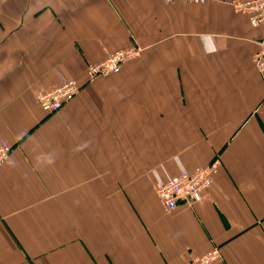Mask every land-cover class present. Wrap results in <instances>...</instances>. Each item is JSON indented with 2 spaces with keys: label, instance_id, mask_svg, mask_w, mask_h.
<instances>
[{
  "label": "crops",
  "instance_id": "obj_1",
  "mask_svg": "<svg viewBox=\"0 0 264 264\" xmlns=\"http://www.w3.org/2000/svg\"><path fill=\"white\" fill-rule=\"evenodd\" d=\"M230 1L0 0V264H264V27ZM216 156L201 201L161 203L157 182Z\"/></svg>",
  "mask_w": 264,
  "mask_h": 264
},
{
  "label": "built area",
  "instance_id": "obj_2",
  "mask_svg": "<svg viewBox=\"0 0 264 264\" xmlns=\"http://www.w3.org/2000/svg\"><path fill=\"white\" fill-rule=\"evenodd\" d=\"M168 3L175 0H164ZM204 3L206 0H189ZM233 11L248 18L252 26L264 27V0H232L229 2ZM259 50L254 54L253 60L256 69L264 73V37L259 41ZM142 49L138 45H131L126 49L108 53L102 61L88 64L86 74L91 82L97 77H104L118 73L122 65L138 60ZM81 90V86L74 79H69L52 90L39 95L38 104L46 113L59 111L66 103L71 101ZM9 145L0 144V166L8 156ZM221 166L218 156L214 157L205 167L193 171H183L180 174L157 182L155 192L161 203L169 210H173L180 202L194 203L203 199L205 191L212 185L214 175ZM219 256L217 249L195 257L187 264H211Z\"/></svg>",
  "mask_w": 264,
  "mask_h": 264
}]
</instances>
